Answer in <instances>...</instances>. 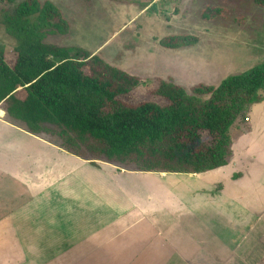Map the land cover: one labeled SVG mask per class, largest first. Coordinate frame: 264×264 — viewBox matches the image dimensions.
<instances>
[{"label":"trees","instance_id":"16d2710c","mask_svg":"<svg viewBox=\"0 0 264 264\" xmlns=\"http://www.w3.org/2000/svg\"><path fill=\"white\" fill-rule=\"evenodd\" d=\"M224 1L264 8V0ZM224 13V8H210L203 18L212 21ZM0 23L18 43L13 62L0 51L5 121L51 144L57 141L62 150L92 165L174 175L226 167L233 158L231 133L239 115L264 91L262 64L218 87L199 85L191 92L161 81L145 101L132 94L138 78L98 54L51 42L70 31L52 2L0 0ZM197 41L178 35L163 40L162 47L178 50Z\"/></svg>","mask_w":264,"mask_h":264},{"label":"crops","instance_id":"0c3cea01","mask_svg":"<svg viewBox=\"0 0 264 264\" xmlns=\"http://www.w3.org/2000/svg\"><path fill=\"white\" fill-rule=\"evenodd\" d=\"M246 118V138L234 141L228 166L196 175L158 174L154 181L181 185L185 192L172 188L164 198L169 201L150 194V201L128 209L132 198L142 197L137 189V194L130 192L135 187L125 188L123 202L99 189L84 193L87 188H79L75 180L84 161L74 168L70 154L7 123L0 110V164L22 142L38 146L48 157L46 165L21 172L16 159L28 147L13 154L12 177L6 180L20 187L19 204L14 207L13 193L11 204L0 206V252L10 250L12 259L0 256V264H264V158L259 156L264 152L259 126L264 125L254 124L253 114ZM255 136L261 139L251 153ZM52 153L53 160L48 156ZM100 164L92 167L108 178L106 172L115 167ZM142 182L144 178L136 188ZM4 192L0 187V195ZM182 195L190 199L186 205Z\"/></svg>","mask_w":264,"mask_h":264},{"label":"rangeland","instance_id":"374dc122","mask_svg":"<svg viewBox=\"0 0 264 264\" xmlns=\"http://www.w3.org/2000/svg\"><path fill=\"white\" fill-rule=\"evenodd\" d=\"M40 1H50L56 5L70 25L69 34L52 39V43L71 49H85L93 55L98 54L108 64L138 78V88L132 94L145 101L152 99L153 96L149 94V90L158 87L161 81L173 82L187 91L199 85L218 87L227 78L264 64V8L247 1ZM210 8L212 10L213 8H224L225 13L220 17L217 16L216 21L215 19L204 20L203 14ZM178 35H192L198 38V41L195 46L178 50H166L162 47L163 40ZM17 45V41L0 23V51L6 53L9 62L15 59L14 50ZM260 94L261 100H258L257 104L254 101L239 115L240 125L235 126L231 133L233 142L237 140L235 144L246 138L244 132L250 127L246 117L250 114L254 116V124L264 125V91ZM259 128L262 130L264 126L260 125ZM259 139L261 137L257 139L255 136V140H251L252 147L249 149L251 153L259 145ZM55 143L59 145L57 141ZM18 147H28V143L18 144L14 152H8L6 160H2L0 164L2 167L0 168L2 172L0 179L3 180L0 181V187L5 190L0 195V206L11 204L12 196L10 195L13 193L14 207L19 204L16 197H18L20 187L17 186V182L9 183L6 180L12 177L9 172L13 173L10 169L14 165L13 154H17ZM48 156L54 159L53 153ZM259 156L264 158V152ZM68 160L73 163L74 168L79 169L81 160L71 155H68ZM30 162L35 165H31ZM47 162L46 151L33 144L28 147L27 153L16 159V163L22 166L21 168L18 166L21 172H28L32 167L37 169L46 165ZM82 163H84L82 169L77 171L75 180L79 183V188H87L84 193L92 189V193L96 194L99 189L107 194L108 198L114 201H120L119 198H121L120 202H123L122 196L126 193L125 188L135 187L130 192L134 194L137 189L142 197L141 200L137 197L132 198L134 202L128 204V209L129 207L135 208L136 203L139 205V203L144 204L143 202L150 201V194H157L158 197H163V200L169 201L164 198L168 197V192L172 188L176 187L179 194L185 192L181 185L179 187L173 186V183L163 185L154 181L161 177L159 173L141 174L136 171L135 167L126 169L116 167L106 172L115 183H119L115 185L109 177H105L102 172L92 167V164ZM99 166L105 167L102 163ZM176 177L174 176L171 180L178 181L179 178ZM143 178L144 182L136 188ZM12 189L14 192L11 191ZM180 198L183 205L190 200L184 195ZM23 199L20 203H23ZM143 210L148 212L146 209ZM189 220L190 218H186L184 222ZM63 225L69 224L63 223ZM161 235L163 237L164 233ZM9 251L3 249L0 256L6 260H12L8 257Z\"/></svg>","mask_w":264,"mask_h":264}]
</instances>
